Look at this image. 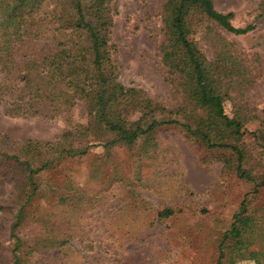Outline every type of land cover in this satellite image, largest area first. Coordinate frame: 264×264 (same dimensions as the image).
<instances>
[{
  "label": "trees",
  "instance_id": "16d2710c",
  "mask_svg": "<svg viewBox=\"0 0 264 264\" xmlns=\"http://www.w3.org/2000/svg\"><path fill=\"white\" fill-rule=\"evenodd\" d=\"M110 1L0 0L3 114L62 118L69 124L71 110L82 103L86 115L84 124H69V129L53 142L26 140L15 145L10 153L0 151V183L3 179L12 181L17 195L7 236L9 264H26L27 256L43 240L46 249L59 251L61 238L65 237L60 226L77 224L88 214L96 200L91 203L87 194L70 187L67 196L53 198L40 215L43 226H54V236L55 231H50L49 235L26 244L17 234L27 209L43 196L36 182L39 175L55 170L65 160L86 155L94 146L106 149L138 145L137 158H147L157 147L158 129L178 127L193 143L227 153L230 158H222V166L252 184L250 194L264 188V174L252 175L249 164L253 152L242 141L246 133L244 118L238 112L229 116L224 111L225 100L233 93L241 95L244 87L250 86L248 63L233 44L212 31L214 26L242 36L254 27H233L232 14L216 11L211 0H165L161 8L159 55L172 92L178 98L175 107L166 110L142 91L125 88L117 81L109 43ZM261 14L264 15V9ZM199 30L210 36L214 48L212 61L190 39ZM133 115L137 117L131 119ZM261 115L256 131L250 133L255 147L264 145V111ZM105 195L95 196L104 200ZM248 195L242 197L230 224L220 234L213 264H264V214L248 209ZM171 215L166 209L156 213L157 218Z\"/></svg>",
  "mask_w": 264,
  "mask_h": 264
},
{
  "label": "rangeland",
  "instance_id": "374dc122",
  "mask_svg": "<svg viewBox=\"0 0 264 264\" xmlns=\"http://www.w3.org/2000/svg\"><path fill=\"white\" fill-rule=\"evenodd\" d=\"M211 1L216 11L232 14L233 27H254L242 36L214 26L212 31L233 44L248 63L252 82L241 95L233 93L224 101V111L229 116L238 112L244 118L246 133L242 141L253 152L249 164L252 175L260 177L264 174V145L255 147L250 133L256 131L264 111V15L261 14L264 0ZM164 2L111 0L109 43L117 81L125 88L142 91L162 108L171 110L178 98L172 92L159 55ZM209 37L200 30L190 35L205 58L212 61L214 48ZM136 117L133 115L131 119ZM85 121L84 105L77 103L69 114V124ZM69 124L62 118L6 116L0 104V151L10 153L15 145L26 140L53 142L69 129ZM155 140L157 147L147 158H137L138 145L106 149L94 146L86 155L65 160L55 170L40 174L36 182L43 196L27 209V217L17 231L26 244L49 235L50 231H55L52 236L57 233L54 226L42 225L40 215L53 198L67 196L70 187L87 194L91 203L96 202L77 224L60 226L65 237L61 238L59 251L46 249L43 240L27 256L26 264H213L216 242L246 193L248 209L264 214V188L250 194L252 184L222 166L221 159L230 158L227 153L207 150L173 126L159 128ZM103 193L104 200L95 196ZM16 197L14 183L3 179L0 264L10 263L7 236L17 207ZM165 209L172 215L157 218L156 213Z\"/></svg>",
  "mask_w": 264,
  "mask_h": 264
}]
</instances>
